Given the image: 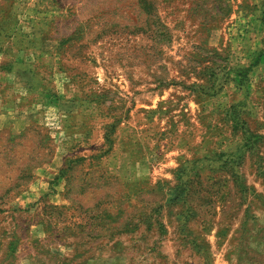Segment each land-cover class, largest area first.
Here are the masks:
<instances>
[{"label":"rangeland","instance_id":"rangeland-1","mask_svg":"<svg viewBox=\"0 0 264 264\" xmlns=\"http://www.w3.org/2000/svg\"><path fill=\"white\" fill-rule=\"evenodd\" d=\"M0 264H264V0H0Z\"/></svg>","mask_w":264,"mask_h":264}]
</instances>
